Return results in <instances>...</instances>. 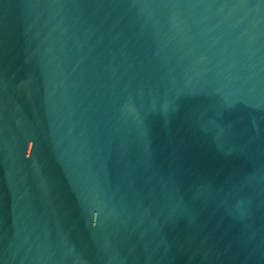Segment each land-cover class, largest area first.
<instances>
[{"label":"water","instance_id":"1","mask_svg":"<svg viewBox=\"0 0 264 264\" xmlns=\"http://www.w3.org/2000/svg\"><path fill=\"white\" fill-rule=\"evenodd\" d=\"M0 264H264V0H0Z\"/></svg>","mask_w":264,"mask_h":264}]
</instances>
